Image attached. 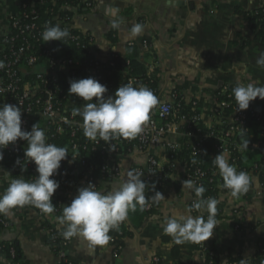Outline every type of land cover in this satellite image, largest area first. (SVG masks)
<instances>
[{
  "label": "crops",
  "instance_id": "0c3cea01",
  "mask_svg": "<svg viewBox=\"0 0 264 264\" xmlns=\"http://www.w3.org/2000/svg\"><path fill=\"white\" fill-rule=\"evenodd\" d=\"M85 1L92 2L94 7L75 10L72 26L94 37L98 55L107 60L111 53H116L123 59L127 58L129 46H137V57L147 71L151 69L165 99L176 88L187 103L199 101L197 111L205 128L215 126L213 110L222 86L237 82L264 85V68L256 63L264 52V44L254 42L250 22L235 10L237 6L248 11L263 7L264 0ZM108 7L119 9L116 17L105 13ZM19 10V0H0V46L3 36L11 29V18ZM114 19L119 22L115 28L112 27ZM136 24L143 25V30L133 36L131 29ZM182 140L190 146L197 138L185 134ZM153 152L165 169L162 175L152 176L148 182L160 178L158 192L164 198L156 201L142 226L131 224L133 233L124 237L121 245L112 236L104 246L91 245L82 235L72 237L66 248L69 260L73 264H203L201 249L205 248L215 250L223 261L240 259L253 264L259 240L264 239V198L258 193L261 185L258 176L250 175L248 192L238 197H232L223 187L220 176L217 185L220 193L213 197L218 201L219 225L212 237L205 242L177 243L163 231L166 218L187 214L203 216L206 220L208 213L195 209V193L183 188V181L188 179L185 162L179 159L178 169L171 171L168 151L163 148ZM216 155L210 154L212 158ZM225 157L232 164L228 155ZM138 163L144 164L145 158L124 154L118 161L123 174ZM122 178V175L115 176L112 181L103 182L101 192L112 190ZM12 179L11 172L0 165V193ZM78 187L73 184L68 190L59 186L52 197L54 211L50 214L31 204L10 210L6 214L11 224L0 232V240L15 241L28 264H59L50 243L51 233L64 238L59 217L78 194ZM237 220L241 227H236ZM0 264H9L3 253H0Z\"/></svg>",
  "mask_w": 264,
  "mask_h": 264
},
{
  "label": "built area",
  "instance_id": "2783aa9c",
  "mask_svg": "<svg viewBox=\"0 0 264 264\" xmlns=\"http://www.w3.org/2000/svg\"><path fill=\"white\" fill-rule=\"evenodd\" d=\"M19 2L20 10L11 18V29L3 36L0 46V62L3 63V67H0V104L12 103L20 106L23 130L30 131L34 124H38L45 131L48 143L67 148L68 159L61 162V167L54 176L79 186L78 188L91 182L95 184L97 191H101L104 189L103 182H107L108 177L123 174L118 161L124 154L141 155L145 158L144 164L130 166V170L142 174L141 179L146 183L150 177L162 175L165 169L153 149L165 148L168 151V168L171 171L178 169L180 163L178 153L189 145L183 143V135L197 138L196 142L188 146L191 156H196L202 151L206 138L194 131L197 126H202L197 111L199 101L191 100L187 103L182 92L176 88L171 89L168 98L165 99L151 69L142 74H135L130 68L129 59L122 60V66L117 64L119 56L116 53H111L107 60L102 59L97 53L94 37L72 26L76 9L69 2L57 0ZM78 6L81 9L94 7L92 2L85 0H80ZM52 20H55L62 29L66 28L69 36L64 42L54 40L43 45L42 32ZM68 50L72 52L68 53ZM77 52L81 55L80 58L74 57ZM43 58L48 60V64L38 73L36 81L23 82V76L19 72L20 63L24 61L27 66H34ZM116 75L119 76L117 78L119 81L122 79L121 85L131 81L134 86H147L157 97L158 103L150 110L149 119L135 137H117L110 143L100 140L99 137L95 140L87 138L83 133L82 117L72 114L74 108H82L87 102L75 94H69V82L72 79L95 77L107 86L108 91L104 95L108 97L114 95L119 87ZM236 84L230 83L220 88L217 94L218 103L213 110L215 126L211 129L210 135L218 136L220 140L215 153L228 155L237 171H245L250 176L251 170L238 166L237 155L241 152L262 151L264 148L260 146V141H254L249 145V149H242L241 141H238L237 137L242 132L251 134L254 123L259 124V129L264 135V107L259 106L261 99L258 97L250 102L248 109L238 110L233 95ZM228 108L229 114L224 115V110ZM26 147L27 142L18 139L3 149V160H0V165L8 171L12 169L28 171L32 174V180H35L38 175L36 165L25 158ZM71 154L77 159L74 162ZM262 154L264 156V152ZM17 159L21 160V164H16ZM184 164L186 176L194 185L200 186L203 179L216 186L220 183L218 168L213 166L204 168L200 162H192L189 166ZM259 165L260 163L255 162L253 167L256 169ZM71 173L76 177L74 180H70ZM258 193L264 198V180L261 181ZM153 202V196H149L145 208L150 209ZM10 224L8 215L0 213V226L5 229ZM70 240L63 238L59 243V250L56 252L59 264H73L66 251ZM1 250L0 245V253H3ZM258 251L264 254V242H259ZM259 253H255L253 264H256ZM201 254L203 264H247L240 259L223 261L213 249L203 248ZM16 255V247L11 245L7 256L9 264H27L18 262L15 259Z\"/></svg>",
  "mask_w": 264,
  "mask_h": 264
},
{
  "label": "clouds",
  "instance_id": "9594fccd",
  "mask_svg": "<svg viewBox=\"0 0 264 264\" xmlns=\"http://www.w3.org/2000/svg\"><path fill=\"white\" fill-rule=\"evenodd\" d=\"M118 8L108 7L105 13L116 17ZM119 22L113 20L112 27H118ZM143 25L136 24L131 29V35L141 34ZM69 36L66 28L50 22L42 32L45 43L56 40L64 42ZM259 67L264 68V52L256 60ZM0 67L3 63L0 62ZM69 94L86 101L82 108H74L73 116L83 119L84 136L109 142L117 137L132 138L138 135L144 123L149 119L150 110L157 105L158 99L151 89L144 85L134 86L131 81L120 85L114 95L105 97L107 86L95 77L70 80ZM234 99L238 110L249 108L250 102L264 100V85H247L237 82L233 88ZM95 98V100H94ZM21 107L12 104H0V160H3V149L14 144L18 139L27 142L24 156L36 165L35 180L16 178L10 180L6 190L0 193V213H8L15 207L31 204L42 212L50 214L54 211L52 197L59 188V182L52 177L61 167V162L68 159L66 147H60L46 140L45 131L34 124L30 131L22 129ZM243 137V132L241 133ZM242 149H249V140L242 139ZM72 162L77 160L73 154ZM223 180V187L229 190L232 197L246 193L250 186V176L245 171H237L221 152L213 159ZM16 164H21L17 159ZM122 180L112 190L97 191L95 184L89 182L78 189V194L71 203L63 208L59 223L64 226L62 233L65 239L82 235L91 245H107L110 241L109 232L123 222L129 210H135L136 205L145 203V182L142 174L131 171L122 174ZM183 188L195 193L197 199L193 207L206 210L207 219L203 216L174 214L166 218L162 225L165 234L170 235L177 243L185 241L205 242L212 237L214 229L219 225L216 221L215 198L203 199V186H196L190 180L183 181ZM164 196L155 192L153 199L157 202Z\"/></svg>",
  "mask_w": 264,
  "mask_h": 264
},
{
  "label": "trees",
  "instance_id": "16d2710c",
  "mask_svg": "<svg viewBox=\"0 0 264 264\" xmlns=\"http://www.w3.org/2000/svg\"><path fill=\"white\" fill-rule=\"evenodd\" d=\"M31 0H27V2L29 3ZM57 1H61V2H69L74 9H76V11H81L83 9H81V7H79V1L80 0H57ZM236 12L242 14L246 20H248L250 22V27H251V31L253 33V40L256 43H260V44H264V7H259L256 8L254 10L248 11V10H242L240 7H236L235 8ZM52 25L56 24L55 20H52L50 22ZM112 37V36H111ZM54 41V40H53ZM252 42V41H250ZM43 45H47L50 42L45 43L44 41H42ZM36 48H38V45H36ZM72 52V50H68L67 51ZM139 54V50L137 46H129L127 49V53L126 56L127 58H121L119 56V58L116 60L117 64L119 66L123 65L122 60L124 59H129L131 61V66L130 68L132 69V71L135 74H142L146 71L143 63L139 60V58L137 57V55ZM80 58L81 55L77 53L74 54V57ZM48 64V60L46 58H43L40 62H38L36 65L34 66H27L26 62H21L19 65L20 68V74L23 76V82H35L37 79V75L39 72L42 71V68L44 66H46ZM119 76L116 75L117 79ZM117 84L120 86L122 84V79L119 81V79H117ZM259 106L260 107H264V100H261L259 102ZM230 112V108L225 109L223 114L224 115H228ZM212 128H205L202 126H197L195 128V132L198 133L201 136H205L206 141L202 147V151L200 153H198L196 156H191L190 155V150L188 148V146H185L184 150L180 151L178 153V158L181 161H184L186 163V165L188 164V166L190 164L196 163V162H200L202 166H204V168H208V167H216L213 164V158L210 156V154L212 152L217 151V144L219 143V139L218 136H213L210 135ZM251 134L253 136H251ZM244 133L243 137L241 135H238L237 140L238 141H242V139H247L249 140V145H251L252 142L254 141H260V146L262 148H264V135L261 133L260 129H259V124L254 123V129L252 131V133ZM212 151V152H211ZM262 152H264V149H262V151L260 150H254V151H250L248 153H244L241 152L237 155L238 157V166L241 167L242 169L247 168L249 170L252 171V175L258 176L260 181L264 180V156L262 154ZM255 162L260 163L258 168H254L253 164ZM11 172V176L16 179V178H23V179H27V180H32L31 176L32 174L28 171H23V170H10ZM115 177V176H110L107 178V181H112L111 179ZM53 179L57 180L59 182V185L61 187H63L64 189H70L73 185L71 183H68L66 180H63L61 178H58L56 176L52 177ZM76 177L74 176V174L70 175V180H74ZM146 187H145V191H144V195H145V203L143 206L137 204L135 210H129L127 218L121 222L119 224V226L115 229L110 230L109 232V236H112L114 239V242L117 244H123V240L124 237L131 235L133 233L131 224L135 227H140L143 225V223L145 222V220L147 219V216L149 215L151 209L155 206L156 204V200H154L153 205L150 209H146L145 208V204L148 201L149 196H154L155 192L159 191L160 189V178H156L154 180H151L150 182H146ZM200 186H203L205 188V191L202 195L203 199H207L209 197L213 198V197H217L218 194L220 193V189L217 188L216 185H214L213 183L208 182V180L203 179L202 184ZM224 189V188H223ZM78 192V189L76 190ZM222 191V190H221ZM218 214H216V221L218 220L219 216H217ZM237 222H239L237 220ZM236 222V223H237ZM239 227L242 226V224L239 222L238 223ZM3 230V228L0 226V232ZM61 239L56 237V234L53 233V237L50 240V243L52 244L53 249L57 252L59 250V243H60ZM259 242H264V239H260ZM0 245L2 246V252L6 255L9 256V247L11 245H14L16 247L17 250V255L15 257V259L18 262L21 263H27L26 261L23 260L22 257V252L20 250L19 245H17V243L15 241L13 242H9L6 240H0ZM259 253V251H257V254ZM262 262H264V254H260L258 258L256 259L255 263L256 264H261ZM28 264V263H27Z\"/></svg>",
  "mask_w": 264,
  "mask_h": 264
}]
</instances>
